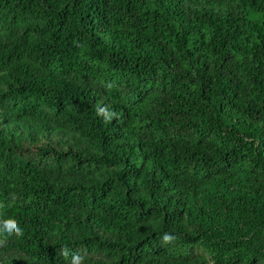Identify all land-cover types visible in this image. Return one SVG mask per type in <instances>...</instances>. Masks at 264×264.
Listing matches in <instances>:
<instances>
[{
  "label": "trees",
  "instance_id": "obj_1",
  "mask_svg": "<svg viewBox=\"0 0 264 264\" xmlns=\"http://www.w3.org/2000/svg\"><path fill=\"white\" fill-rule=\"evenodd\" d=\"M74 257L264 264V0H0V264Z\"/></svg>",
  "mask_w": 264,
  "mask_h": 264
},
{
  "label": "clouds",
  "instance_id": "obj_2",
  "mask_svg": "<svg viewBox=\"0 0 264 264\" xmlns=\"http://www.w3.org/2000/svg\"><path fill=\"white\" fill-rule=\"evenodd\" d=\"M6 231H8V232H11V231H18V229L16 228L15 225L9 223V224L7 225V227H6ZM78 259H79L78 257H74V258H73V264H78Z\"/></svg>",
  "mask_w": 264,
  "mask_h": 264
}]
</instances>
